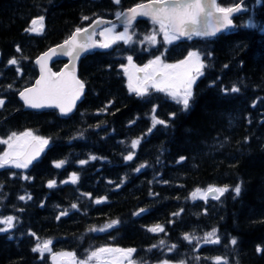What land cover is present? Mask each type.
Listing matches in <instances>:
<instances>
[{"label":"trees","instance_id":"16d2710c","mask_svg":"<svg viewBox=\"0 0 264 264\" xmlns=\"http://www.w3.org/2000/svg\"><path fill=\"white\" fill-rule=\"evenodd\" d=\"M149 1L0 0V140L26 131L48 140L35 164L0 168V220L16 218L0 232V264H54L49 254L33 251L49 241L55 254L73 253L79 261L110 247L135 249L131 264H216L218 257L264 264V0H219L246 10L235 29L217 38L169 44L159 25L138 20L129 28L131 42L117 41L80 61L87 93L70 117L24 111L19 100L38 78L39 55L96 18L114 19ZM40 17L42 34L25 31L32 20L40 27ZM191 52L205 67L187 110L166 92L130 91L133 62L142 66L158 53L176 63ZM155 120L165 123L153 126ZM7 149L0 143V156ZM209 187L229 191L219 199L195 198ZM112 221L119 223L99 231ZM157 225L164 231H149ZM213 231L218 244L206 242Z\"/></svg>","mask_w":264,"mask_h":264},{"label":"snow or ice","instance_id":"6c2138e0","mask_svg":"<svg viewBox=\"0 0 264 264\" xmlns=\"http://www.w3.org/2000/svg\"><path fill=\"white\" fill-rule=\"evenodd\" d=\"M116 4H120V0H114ZM241 11L240 6L235 7H222L218 3V0H151L150 3H140L136 7L131 8L128 12L123 13V17L126 20L125 31L119 35H115V29H105L101 35L105 37L103 43L97 44L96 42L88 43L87 41L81 42L78 37L82 35V30L77 28L75 34L70 40L65 42L67 47H64L61 55L73 56L77 58L79 56V51H87L93 47L99 48H110L112 44L117 41L123 40L125 43L131 42V37L129 36V28L134 23L138 16L148 17L151 19L153 24L159 25V29L164 34V38L168 43L179 40L181 37H191V36H215L222 30L228 29L229 26L233 24L232 14ZM117 18H121V13H116ZM85 20L88 17H84ZM32 27L26 28L27 32H36L42 34L43 31V17H40L39 24L38 21L32 20ZM102 23V21H97V24ZM255 27V25H252ZM89 30L87 28L83 29V33H87ZM90 39V37H89ZM151 43H156V36L152 35L148 38ZM19 51V49H17ZM55 49L52 52L47 53L42 56L37 63L41 65L42 72L46 70V61L55 53ZM129 63L132 61V57H128ZM10 64L16 65L18 62L16 59L9 61ZM153 66H158L155 70V75L161 77L160 80H156L155 76L145 75L144 83L147 84L151 81V87L159 92H166L168 95L176 99L177 103L183 105V109L187 110L189 107L190 100L192 98L193 92L192 87L195 83L196 77L192 76L191 73L195 71L199 75H203L202 69L205 64L202 62L200 54L198 52H191L188 54L187 59L181 61L178 64H162L160 57L152 60L149 65L145 68L138 69L141 72H147L148 68ZM127 71V69H125ZM129 89L136 94L143 96L147 93L146 86H133L131 82V77L129 78ZM83 83L76 79L74 73L69 72L67 69L65 72L51 73L48 72L47 75H43L39 81H37V87L29 88L23 92H20V97L24 101V104L29 108L41 109L46 107L59 108L60 112L67 115L74 106V102L82 93ZM233 93L238 92L237 87L231 89ZM4 100L0 99V107H3ZM162 120H155L153 126L156 124H164ZM0 143L8 145L9 151L5 152L3 157H0V168H4L6 165L15 168H27L32 161L39 155L43 147L48 144V140L39 136H34L32 132L26 131L21 135H16L13 133L8 139L0 140ZM140 141H134L132 147L135 148L139 145ZM133 156L130 154L126 157L127 160H131ZM91 159L95 160L96 157L93 156ZM82 163H85L82 161ZM64 161H60L56 164L57 168L62 167ZM143 167V166H142ZM139 171V169H137ZM27 179V177H25ZM78 177L73 175L71 182L76 183ZM50 188L55 186V182L51 181L48 185ZM200 190L198 189L197 192ZM227 187H209V193H217L214 198L219 199L224 193L228 192ZM236 195H239L241 188L236 186L234 188ZM195 195V194H194ZM203 198V197H201ZM20 199H25V197H20ZM30 199V197H29ZM96 203H102L101 200H97ZM75 208L76 206L73 205ZM67 215V213H62ZM15 217H7L6 219L0 220V224L6 225L4 228H0V232H7L14 227ZM118 221H112L110 224L106 225L104 228L99 229V231H106L109 228L115 226ZM92 231H97L93 228ZM149 231L152 232H163L164 228L157 225L150 228ZM186 240L191 242V237L185 236ZM206 242L219 243V238L216 232L207 234ZM51 242H46L42 246H37L33 251L42 252V250H47ZM163 243V241H161ZM237 241L232 239L231 244L236 245ZM175 247V246H173ZM135 249H111V248H100L97 251L92 252L86 261L81 262V264H88V261L93 259H101L102 254L118 253L129 259V264H131V256L135 253ZM257 251H261L257 248ZM73 255V254H64ZM167 264V262H165ZM216 264H227L226 260L223 258H216Z\"/></svg>","mask_w":264,"mask_h":264},{"label":"water","instance_id":"95a60500","mask_svg":"<svg viewBox=\"0 0 264 264\" xmlns=\"http://www.w3.org/2000/svg\"><path fill=\"white\" fill-rule=\"evenodd\" d=\"M147 3H150V2H147ZM147 3H145V4H147ZM238 6L241 7V11L238 12V13H233V14H232V19H233L234 17H236L237 15L241 14V13L244 11V8H243V6H242L241 4L238 5ZM135 7H136V6H135ZM129 10H130V9H127V10L123 11V12L121 13V14H122V15H121V18H119V19H118L117 17L114 18V19H112V20L104 19V18H97V19L94 20L89 26L85 27V28H87V29L89 30L87 33H83V29H85V28L81 29V30H82V35H81L80 37H78V40L81 41V42L87 41L88 43H91V42H93V41L96 42L97 44L102 43V42H100V41L98 40V37H99V35H98V31L101 30V29H103L105 26H109V25H113V24H118V25H121V26H126V20H125L124 17H123V13H126V12H128ZM141 18H145V19H149V20H151V19L148 18V17H140V16H138V17L136 18V20L134 21V23H135L137 20L141 19ZM98 20H99V21H102V23L97 24V21H98ZM134 23H133V24H134ZM133 24H132V25H133ZM132 25H131V26H132ZM232 27H234V23H233L231 26H229V28H232ZM226 31H227V29L222 30L221 32L217 33L215 36H199V37H203V38L217 37V36L221 35L222 33L226 32ZM74 34H75V32H74V33L70 36V38H68L66 41L70 40L71 37H72ZM194 36H195V35H194ZM89 37H90V39H89ZM191 37H192V36H191ZM182 38H184V39H188V38H190V37H182ZM66 41H64L63 43H61V44H59V45H56V46L50 48V49L47 50L46 52L42 53V54L36 59L35 63H36V65L38 66V69H39V76H38V78L36 79V81L33 83L32 86H30V87H28V88L22 90L21 92H23V91H25V90H27V89H29V88H35V87H37V81H39L43 75H47L49 71H50L51 73H57V74H59V73H61V72H65V70L67 69L69 72L74 73L76 79L80 80V81L83 83L84 87H83V90H82L81 95L79 96L78 99L75 100V102H74V106L72 107V110H71L67 115H64V114H62V113L60 112L59 108H54V107H46V108H41V109L29 108V107H27V106L24 104V101L21 99L20 94H19V100H20V101L22 102V104L24 105V111H35V112H42V111H57V112H58L61 116H63V117H70V116L74 115V114L77 112L79 106H80L81 103L84 101L85 96H86V93H87V87H86L85 83L81 80V78L79 77V63H80V61H81V60H82V59H83L88 53H90V52H92V51H99V50H101L102 48H99V47H93V48H90V49L87 50V51H79V56H78L77 58L74 59L73 56H69V55H61V54H60L62 51H64V47H67V46L65 45V42H66ZM62 46H64V47H62ZM53 49H55L56 51H55V53H54L53 55H51L50 58L47 59V61H46L47 68H46L45 71L42 72V70H41V65L37 63V60H39L42 56H45L47 53L52 52ZM1 59H2V53L0 52V61H1ZM60 61H64V62H66V64L61 68V70H59L58 72H56V71L54 70L53 66H54V64H56V63H58V62H60ZM139 75H141V72L139 73ZM46 148H47V145L43 147L42 151H40L39 155H38V156L32 161V163H31L30 165H32V164H34L35 162H37L38 160H40V158L43 156V154H44ZM30 165H29V166H30ZM206 195H207L208 198H211V197H215V196L218 195V194H217V193H209V192L207 191Z\"/></svg>","mask_w":264,"mask_h":264},{"label":"rangeland","instance_id":"374dc122","mask_svg":"<svg viewBox=\"0 0 264 264\" xmlns=\"http://www.w3.org/2000/svg\"><path fill=\"white\" fill-rule=\"evenodd\" d=\"M38 27V26H37ZM110 28H113L115 29V32L114 34L115 35H119L121 33H123L125 31V28L124 29H121V30H118L117 27L115 25H111V26H107L105 27L102 31H100V39L101 41H105V37L101 35V33L105 30V29H110ZM165 39V38H164ZM121 41V40H120ZM174 42V41H173ZM201 57V55H200ZM202 59V57H201ZM202 62H203V59H202ZM163 64V63H162ZM158 66H153V70L155 72L156 68ZM138 69L140 68H137L136 67V64L133 63L130 65L129 69H128V77L130 78L131 77V82L132 84H134L135 86L136 85H141L143 86L142 84H138ZM203 70V69H202ZM192 76L196 77L195 79V83L193 84V87L194 85L197 83L198 79L202 76V75H199L198 73H196L195 71H193L191 73ZM161 77L159 76V78H157L156 80H160ZM130 81V79H129ZM192 87V89H193ZM9 151V148L7 149L6 152ZM4 154H2L0 157H3ZM5 167H11V166H5ZM15 168V167H14ZM206 192L207 191H200L198 192L197 194H195V198H198V199H207V195H206ZM203 197V198H201ZM45 244V243H44ZM42 244V245H44ZM42 245H39V246H42ZM41 254H49L51 257H52V260H53V263L54 264H81V262L83 261H79L75 255H64V254H72V253H58V254H55L53 251H52V246L51 244H49L48 246V249L47 250H42V252H40ZM109 258V260H108ZM86 261V260H85ZM127 261V262H126ZM88 264H129V259L128 258H125L124 256H122L121 254H119L118 256V253H110V254H102V258L97 260V259H93L91 261H88ZM167 264H173V263H167Z\"/></svg>","mask_w":264,"mask_h":264},{"label":"flooded vegetation","instance_id":"af4514ba","mask_svg":"<svg viewBox=\"0 0 264 264\" xmlns=\"http://www.w3.org/2000/svg\"><path fill=\"white\" fill-rule=\"evenodd\" d=\"M176 41H178V40H176ZM176 41H174V42H176ZM174 42H172V43H174ZM156 59V58H155ZM161 59V58H160ZM154 60V59H153ZM152 61V60H151ZM151 61H149V62H147L146 64H144V65H142V66H139V65H136V67L137 68H145V66L146 65H149V63L151 62ZM162 61V60H161ZM162 63H163V61H162ZM163 64H165V63H163ZM178 64V63H177ZM138 72H141V71H138ZM150 75V76H155V79L156 78H159V75H155V72H154V70H153V67L152 68H148L147 69V72H141V75H138V79H137V81H138V84H142L143 86H146L147 87V89L148 90H152V89H154V88H152L151 87V81H149L147 84H145L144 83V77H145V75ZM133 86H135L134 84H133ZM137 86V85H136ZM147 90V91H148Z\"/></svg>","mask_w":264,"mask_h":264},{"label":"bare ground","instance_id":"6f19581e","mask_svg":"<svg viewBox=\"0 0 264 264\" xmlns=\"http://www.w3.org/2000/svg\"><path fill=\"white\" fill-rule=\"evenodd\" d=\"M224 1V0H223ZM223 4V3H222ZM225 4V3H224ZM221 5V4H220ZM228 5V4H227ZM235 29V28H234ZM217 38V37H216ZM118 45V44H117ZM114 48V47H113ZM158 54V53H157ZM157 54L155 55V57L157 56ZM40 56V55H39ZM155 57H153V58H155ZM149 58V57H148ZM179 60V59H178ZM181 60V59H180ZM203 60H204V58H203ZM174 61V60H173ZM176 61V60H175ZM1 62V61H0ZM168 62H170V61H168ZM206 63V62H205ZM39 73V72H38ZM157 79V78H156ZM30 87V86H29ZM79 110V109H78ZM43 135V134H42ZM35 164V163H34ZM71 183V182H70ZM202 191V190H201ZM203 192V191H202ZM207 193V192H206ZM202 247V246H201ZM110 248V247H109ZM54 251H57V250H54ZM171 251V250H170ZM73 254V253H72ZM118 256H119V254H118ZM45 257V256H44ZM76 257V256H75ZM87 258V257H86ZM45 259V258H44ZM49 260V259H48ZM108 260H109V258H108ZM215 260V259H214ZM127 262V261H126ZM182 264V263H181ZM185 264V263H184Z\"/></svg>","mask_w":264,"mask_h":264}]
</instances>
